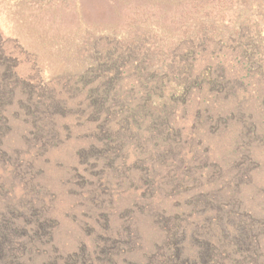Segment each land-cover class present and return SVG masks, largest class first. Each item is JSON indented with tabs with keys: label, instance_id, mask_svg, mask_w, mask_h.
<instances>
[{
	"label": "rangeland",
	"instance_id": "1",
	"mask_svg": "<svg viewBox=\"0 0 264 264\" xmlns=\"http://www.w3.org/2000/svg\"><path fill=\"white\" fill-rule=\"evenodd\" d=\"M48 1L0 0V54L13 66L0 67V80L25 81L34 98L51 94L67 102L49 113L51 141L32 134L27 109L5 108L10 122L1 131L7 153L0 157V213H23L20 239H30L26 264H161L174 242L181 258L196 259L200 237L212 241L211 264H264L263 74L258 66L239 70L234 51L221 50L232 26L250 22L255 31L264 14L245 20L236 0H205L201 6L209 7L201 14L196 0ZM249 7L257 10L256 3ZM207 25L211 35L203 31L193 42L194 28ZM135 36L142 38L140 53L148 48L153 54L152 70L171 65L177 46L185 64L193 65L194 75L185 77L189 91L173 109L178 140L170 151L149 143L152 135L145 132L141 145L114 144L111 157L103 154L101 161L89 157L96 153L92 144L105 146L100 125L109 132L88 101L99 79L75 83V74L93 55L92 46L104 52ZM189 44L204 54L193 59ZM208 65L218 75L229 73L227 98L193 85ZM16 87L25 99L28 93ZM169 212L175 221L165 226Z\"/></svg>",
	"mask_w": 264,
	"mask_h": 264
},
{
	"label": "trees",
	"instance_id": "2",
	"mask_svg": "<svg viewBox=\"0 0 264 264\" xmlns=\"http://www.w3.org/2000/svg\"><path fill=\"white\" fill-rule=\"evenodd\" d=\"M178 1L182 3L184 0ZM204 2L205 0H196L197 9L199 10L198 14L203 13V10L209 7L207 5L201 6ZM168 3L170 4V2ZM236 3H238L237 7H239V16L242 18H244L243 16L255 15V12H262L264 14V0H236ZM255 3L257 10L251 13L250 7L247 8V6H252ZM200 6L201 8H199ZM179 11H175L174 13ZM261 18L263 19V23L255 22V31H253L254 26L252 24L246 25L250 22H237L230 28L225 37L226 40L221 41V50H225L224 52L227 53L234 51L233 54L235 56L233 58L240 64L239 70H254L258 66L262 70V79L264 80V16H261ZM220 30L225 32L226 27L223 26ZM203 31L204 34L211 35L208 25L196 26L191 32L195 36L191 38L194 40L193 42L197 43L195 39ZM106 34L110 33L106 32ZM184 38L188 39V36ZM123 40L124 42H120L114 48L107 47L104 52L97 51V46L94 49L92 46L93 53L91 54L93 55L86 58L83 68L75 74L77 77L75 83H80L82 79L86 78L85 76L96 75L99 79L97 82L93 80L94 83L88 90V101L90 105H95V111H98V115L106 119V126L108 125L109 132H107L103 124L100 125V130L103 129L102 131L105 132V137L101 142L105 146L97 148L96 144H92L90 152L96 151V153L95 155H89V157H99L98 160L101 161L105 158L104 155L111 157L110 150H112L114 144L130 140V142L133 141V143L136 142L138 145H141L145 132L152 135L149 143L153 141L155 147L163 144L161 146L165 148L170 147L169 150L172 151L171 146L174 144L173 141L178 140L174 133L176 130H180V128H177L176 121L173 120V109L175 110L176 107L175 101L179 100L180 96L183 98L187 95L189 89L185 83L187 80H185V77L189 81L191 76L194 75V71L192 70L193 65L188 67L185 64V54H180V46L173 47L170 52V55L172 54L174 58V62L171 65L157 67L152 70L151 67L154 66L151 62L154 58L153 54L148 48L144 54L140 53L142 46L139 44L142 38H137L136 36L135 38L125 37ZM204 43L206 42L204 41ZM224 44L228 45L231 49L224 47ZM187 47L186 52L190 53L192 57L197 58L195 53L204 54V51L196 50L192 44H189ZM206 49L205 47L203 50L206 51ZM3 65V70L7 71L9 69V71H12L11 68L13 66L8 64L0 54V67ZM214 71L208 65L205 71L197 77V79L200 77V80L197 83L195 81L193 85L198 86L197 84H200L204 87L203 90L216 91L215 96L224 95L225 97L227 91L229 93L233 88L228 89L230 87L228 86L230 80L226 81V79L229 73L226 74V70H224L222 74L218 75L215 71L217 75L215 76ZM15 75V72H12L10 77ZM19 82L20 80L17 79H10V83L0 80L1 158L7 153L4 148V137L1 131L10 122V116L8 113H5V108L9 107L8 105L19 104L21 105L18 107L19 109L21 107L27 109L33 119L34 131H36L32 134L34 136L39 135V139L45 141H51L50 139L54 137L53 131L50 130L53 125L51 120L53 117L49 113L57 112V109L67 105V102H64L65 100H60L55 96H51V94H47L50 99L44 98L46 95L43 96L42 94L34 98L31 94L33 86L25 81L18 84ZM172 83L174 84L173 86H171ZM18 85L22 86L24 93H28V96L24 97L25 99L21 98L23 96L19 97L20 95H17L16 86ZM43 88L48 93L49 87L45 85ZM23 100H26V102ZM34 105L35 107H33ZM98 119L100 120V118ZM170 151H162L160 153L167 154L174 152ZM107 163L109 162L107 161L105 165ZM22 215L23 213L17 208L0 213V264H26V257H28L26 254L30 252V239H20L19 217H22ZM175 215L176 213L169 212L164 225L173 224L175 220L172 219L176 217ZM26 230L25 228V233L27 238H29ZM243 235L244 238L243 236L242 238L246 240V234L244 233ZM237 236L241 237L240 234H237ZM172 237V235L168 237L172 241L171 243L175 239ZM199 239L200 246H198L199 252L196 259L185 256L181 258L175 253L176 251L172 250L175 242L171 244L168 241L171 244L168 248L169 253L160 256L161 264H211L212 260L208 254V249L212 241L201 240V237ZM243 239L241 243H244Z\"/></svg>",
	"mask_w": 264,
	"mask_h": 264
}]
</instances>
